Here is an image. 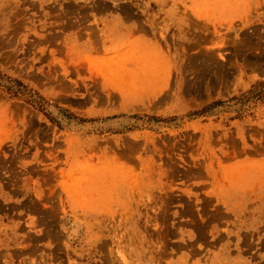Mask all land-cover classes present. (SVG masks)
Masks as SVG:
<instances>
[{"label": "rangeland", "instance_id": "374dc122", "mask_svg": "<svg viewBox=\"0 0 264 264\" xmlns=\"http://www.w3.org/2000/svg\"><path fill=\"white\" fill-rule=\"evenodd\" d=\"M0 76V264H264V0H0Z\"/></svg>", "mask_w": 264, "mask_h": 264}, {"label": "trees", "instance_id": "16d2710c", "mask_svg": "<svg viewBox=\"0 0 264 264\" xmlns=\"http://www.w3.org/2000/svg\"><path fill=\"white\" fill-rule=\"evenodd\" d=\"M12 83H15L14 85ZM20 86H24L20 81L0 76V87L12 95L20 93Z\"/></svg>", "mask_w": 264, "mask_h": 264}]
</instances>
